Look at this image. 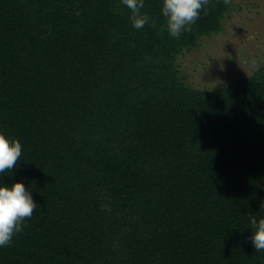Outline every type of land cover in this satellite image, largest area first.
<instances>
[{
  "label": "trees",
  "instance_id": "trees-1",
  "mask_svg": "<svg viewBox=\"0 0 264 264\" xmlns=\"http://www.w3.org/2000/svg\"><path fill=\"white\" fill-rule=\"evenodd\" d=\"M162 0L141 29L120 0H0V131L38 203L0 264H264V64L186 85L176 56L221 31L209 0L172 37Z\"/></svg>",
  "mask_w": 264,
  "mask_h": 264
},
{
  "label": "rangeland",
  "instance_id": "rangeland-1",
  "mask_svg": "<svg viewBox=\"0 0 264 264\" xmlns=\"http://www.w3.org/2000/svg\"><path fill=\"white\" fill-rule=\"evenodd\" d=\"M228 1L221 31L176 56L179 76L192 88L225 87L264 64V0Z\"/></svg>",
  "mask_w": 264,
  "mask_h": 264
},
{
  "label": "clouds",
  "instance_id": "clouds-1",
  "mask_svg": "<svg viewBox=\"0 0 264 264\" xmlns=\"http://www.w3.org/2000/svg\"><path fill=\"white\" fill-rule=\"evenodd\" d=\"M130 10V21L136 29H141L151 20L147 12H142L145 0H120ZM209 0H162L161 13L164 27L172 37L179 38L184 31H190ZM22 154V144L18 139L8 137L0 131V173H5L17 165ZM37 202L32 191L22 180L11 183L0 178V247L11 243L13 235L23 230L25 218L33 215ZM264 205V204H261ZM251 234L249 239L257 251L264 250V216L249 218Z\"/></svg>",
  "mask_w": 264,
  "mask_h": 264
}]
</instances>
